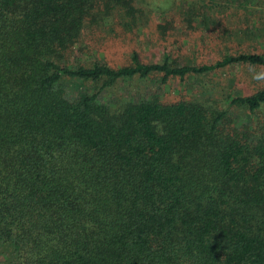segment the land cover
Wrapping results in <instances>:
<instances>
[{
  "label": "trees",
  "instance_id": "trees-1",
  "mask_svg": "<svg viewBox=\"0 0 264 264\" xmlns=\"http://www.w3.org/2000/svg\"><path fill=\"white\" fill-rule=\"evenodd\" d=\"M145 11L0 0V264H264V84L115 93L133 77L264 70V50L197 65L131 51L113 66L85 48L83 31L137 28Z\"/></svg>",
  "mask_w": 264,
  "mask_h": 264
},
{
  "label": "rangeland",
  "instance_id": "rangeland-1",
  "mask_svg": "<svg viewBox=\"0 0 264 264\" xmlns=\"http://www.w3.org/2000/svg\"><path fill=\"white\" fill-rule=\"evenodd\" d=\"M135 1L146 9L137 28H122L115 19L83 31L82 39L90 54L113 66L127 63L131 51H136L142 61H159L168 54L169 60L178 65H197L210 63L226 53L264 50V0H208L213 3L211 9L192 12L188 20H183L181 12L197 0ZM151 79L147 77L143 82L133 77L121 81L115 93L127 96L158 90L173 98L190 90L201 93L210 86L215 91L242 95L264 84V70L237 63L199 74L169 77L160 87Z\"/></svg>",
  "mask_w": 264,
  "mask_h": 264
}]
</instances>
